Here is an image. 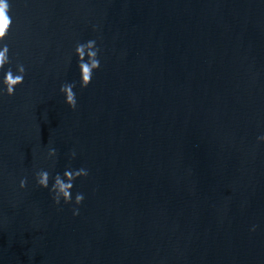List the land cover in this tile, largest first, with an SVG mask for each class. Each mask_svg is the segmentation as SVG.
<instances>
[{
  "label": "water",
  "instance_id": "water-1",
  "mask_svg": "<svg viewBox=\"0 0 264 264\" xmlns=\"http://www.w3.org/2000/svg\"><path fill=\"white\" fill-rule=\"evenodd\" d=\"M10 16L26 74L0 97V264H264V0H10ZM41 172L84 195L78 215Z\"/></svg>",
  "mask_w": 264,
  "mask_h": 264
},
{
  "label": "clouds",
  "instance_id": "clouds-1",
  "mask_svg": "<svg viewBox=\"0 0 264 264\" xmlns=\"http://www.w3.org/2000/svg\"><path fill=\"white\" fill-rule=\"evenodd\" d=\"M12 26V18L10 16V0H0V74H2V78H0V97L7 96L12 97L15 94V89L20 87L24 82L25 77V67L23 64H17V70L13 72L11 70V61L9 58V48L5 43L8 33ZM94 49L95 55L92 56V66L90 70L87 72L85 77V73L81 68L80 71V87L81 89H85L89 86L93 79V74L99 70L100 61H99V52L100 49L97 47L95 40H88L84 43H77L75 47V54L77 57V66L78 68L82 65V53L83 50ZM90 55H92L90 53ZM85 79L87 82H85ZM60 93L64 97V103L66 106L75 110L77 107V100L75 92L71 91L70 85H61L59 89ZM258 143H264V135L257 137ZM55 155V149L49 150V156ZM70 155L75 158L76 153L73 151ZM68 175V174H66ZM88 171L85 168L80 169L75 176V179L82 180L87 178ZM36 185L41 189H47L51 195L52 202L60 206L63 205H74L72 209L73 216L79 214V206L82 204L84 200V195L82 193H77L74 197L69 191V185L65 183V180L60 178L59 175L54 179L53 186L49 188L47 182V173L41 172L39 177L35 181ZM26 186V180L21 179L19 182V188L23 190ZM251 231H255V226L252 227Z\"/></svg>",
  "mask_w": 264,
  "mask_h": 264
}]
</instances>
